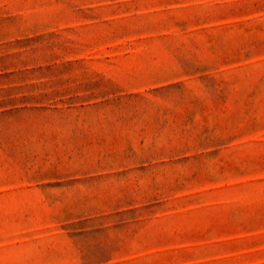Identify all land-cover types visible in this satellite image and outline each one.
I'll use <instances>...</instances> for the list:
<instances>
[{"label": "rangeland", "instance_id": "1", "mask_svg": "<svg viewBox=\"0 0 264 264\" xmlns=\"http://www.w3.org/2000/svg\"><path fill=\"white\" fill-rule=\"evenodd\" d=\"M0 264H264V0H0Z\"/></svg>", "mask_w": 264, "mask_h": 264}]
</instances>
